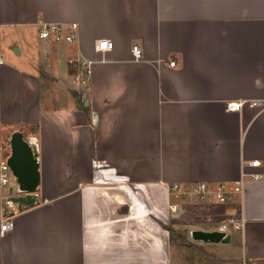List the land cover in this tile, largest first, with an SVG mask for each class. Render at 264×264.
Here are the masks:
<instances>
[{
  "label": "crops",
  "instance_id": "obj_1",
  "mask_svg": "<svg viewBox=\"0 0 264 264\" xmlns=\"http://www.w3.org/2000/svg\"><path fill=\"white\" fill-rule=\"evenodd\" d=\"M44 22H75L74 40L41 38ZM252 100L264 102V0H0V160L20 129L40 170L21 210L0 179V222L14 221L0 264H181L166 227L232 218L228 242H202L224 264H264V105ZM239 178L223 201L171 187Z\"/></svg>",
  "mask_w": 264,
  "mask_h": 264
},
{
  "label": "built area",
  "instance_id": "obj_2",
  "mask_svg": "<svg viewBox=\"0 0 264 264\" xmlns=\"http://www.w3.org/2000/svg\"><path fill=\"white\" fill-rule=\"evenodd\" d=\"M76 23L71 22L70 24H62L59 22H44L43 25L39 29V36L41 38L49 39L54 42H58L61 40L71 42L75 38V30H76ZM96 47L102 50H109L113 47V41L108 37L99 38L96 43ZM133 55L135 58L140 57L141 55V48L137 44L132 46ZM171 65H175L176 60L174 58L169 60ZM90 59L82 60L80 62L82 68V74L85 79H88L90 76ZM245 99L240 100H228L226 102V108L228 110H237L239 109L245 102ZM251 105L260 104L264 105L263 100H252L249 102ZM30 141V140H29ZM32 142V141H31ZM8 152H6L5 156L0 160V179L1 184L6 186L7 189L12 188L9 186V179L15 178L12 174L11 169L6 161V157ZM259 161L257 159H253L249 161L251 165H257ZM243 174V173H242ZM252 177H258L260 174L258 172H249ZM172 190L176 193V195H180L182 199L188 201H205L210 199L211 197H215L221 201L226 200L231 197L233 192L242 193L243 186H242V178L236 179L233 184L225 186L224 184H217L216 186H212L207 182H196L188 186H180L177 183L172 184ZM10 202V201H9ZM172 210H176L177 206L176 203L170 205ZM13 210L14 208L11 207ZM16 210V209H15ZM231 222L234 228H241L242 220L239 222H235L232 218ZM13 218L12 214H6L0 222V230L3 232L4 230L10 229L13 226ZM226 228V227H225ZM222 228L223 230H226Z\"/></svg>",
  "mask_w": 264,
  "mask_h": 264
},
{
  "label": "water",
  "instance_id": "obj_3",
  "mask_svg": "<svg viewBox=\"0 0 264 264\" xmlns=\"http://www.w3.org/2000/svg\"><path fill=\"white\" fill-rule=\"evenodd\" d=\"M8 146L6 161L16 183V186L10 189L8 200L15 205L16 210H21L23 206L38 201L34 192L40 182L38 152L35 143L29 141L20 129L11 131ZM190 235L192 239L204 242L230 240V234L223 229L194 228L190 230Z\"/></svg>",
  "mask_w": 264,
  "mask_h": 264
},
{
  "label": "rangeland",
  "instance_id": "obj_4",
  "mask_svg": "<svg viewBox=\"0 0 264 264\" xmlns=\"http://www.w3.org/2000/svg\"><path fill=\"white\" fill-rule=\"evenodd\" d=\"M9 136L10 135H7L8 139ZM12 184L14 185V187L16 186L15 182H12ZM231 228L233 229L234 227L230 220V225L226 226L225 231L229 233L231 231ZM174 230L175 231L172 234L173 240L171 241V243L174 246L173 248L177 251V255L180 259L179 262L181 264H224L225 263L223 259H220L222 255L221 253H219V250L217 248L209 247V245H206L202 241L192 239L190 235V231L187 228L179 226ZM235 237H236L235 241L237 239V241L239 242L240 236L238 232H236ZM230 251H231L230 252L231 256L235 255L236 252L238 251V246L234 247V249Z\"/></svg>",
  "mask_w": 264,
  "mask_h": 264
},
{
  "label": "trees",
  "instance_id": "obj_5",
  "mask_svg": "<svg viewBox=\"0 0 264 264\" xmlns=\"http://www.w3.org/2000/svg\"><path fill=\"white\" fill-rule=\"evenodd\" d=\"M86 112H87V109H86ZM7 152H9V149L7 150ZM166 228H167L168 231H169L170 241H172V240H173L172 234H173V232L175 231V230H174L175 228L170 227V226H168V227H166Z\"/></svg>",
  "mask_w": 264,
  "mask_h": 264
}]
</instances>
